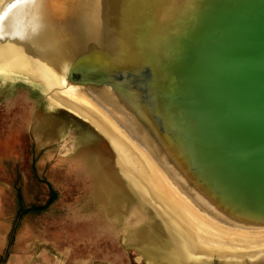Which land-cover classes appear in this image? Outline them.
Segmentation results:
<instances>
[{
	"label": "water",
	"instance_id": "1",
	"mask_svg": "<svg viewBox=\"0 0 264 264\" xmlns=\"http://www.w3.org/2000/svg\"><path fill=\"white\" fill-rule=\"evenodd\" d=\"M64 1L63 86L193 209L264 230V0Z\"/></svg>",
	"mask_w": 264,
	"mask_h": 264
},
{
	"label": "rangeland",
	"instance_id": "2",
	"mask_svg": "<svg viewBox=\"0 0 264 264\" xmlns=\"http://www.w3.org/2000/svg\"><path fill=\"white\" fill-rule=\"evenodd\" d=\"M43 99L18 80L0 87V143L17 145L13 155L0 156V259L19 244L167 264L158 252L161 222L129 190L106 140L66 110H48ZM14 107L20 114H9ZM202 264L264 259L225 263L212 256Z\"/></svg>",
	"mask_w": 264,
	"mask_h": 264
},
{
	"label": "bare ground",
	"instance_id": "3",
	"mask_svg": "<svg viewBox=\"0 0 264 264\" xmlns=\"http://www.w3.org/2000/svg\"><path fill=\"white\" fill-rule=\"evenodd\" d=\"M50 4L56 6L54 13ZM63 4L64 0H0V86L21 81L42 94L48 110L64 109L104 136L121 177L161 222L165 234L158 252L167 264H202L212 256L225 263L264 259V230L224 226L193 209L152 172L144 155L115 124L105 121L106 127L96 120L93 112L98 111L77 87L63 86L60 68L50 67L44 55L57 43L50 42L52 29L64 28ZM50 14L51 21L46 17Z\"/></svg>",
	"mask_w": 264,
	"mask_h": 264
},
{
	"label": "crops",
	"instance_id": "4",
	"mask_svg": "<svg viewBox=\"0 0 264 264\" xmlns=\"http://www.w3.org/2000/svg\"><path fill=\"white\" fill-rule=\"evenodd\" d=\"M9 111L11 115L20 114L15 107ZM27 115L29 116L30 114L28 113ZM16 150L17 145L15 144L11 145L10 142L6 143L5 141L0 143V156H11ZM82 241L86 242L87 239H83ZM147 260H144V257H142L140 261H137L133 257L130 258L125 254L121 257L106 254L103 258L93 253L74 256V254L69 252L67 255H56L47 249H33L31 246L28 248H20L19 244H14L12 248L8 251L6 250L2 255L0 264H159ZM161 260L163 259L161 258Z\"/></svg>",
	"mask_w": 264,
	"mask_h": 264
}]
</instances>
